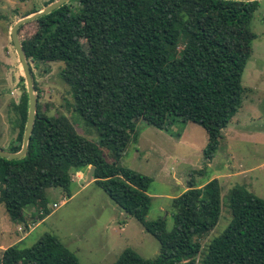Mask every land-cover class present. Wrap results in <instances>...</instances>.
Here are the masks:
<instances>
[{"label": "trees", "instance_id": "1", "mask_svg": "<svg viewBox=\"0 0 264 264\" xmlns=\"http://www.w3.org/2000/svg\"><path fill=\"white\" fill-rule=\"evenodd\" d=\"M257 6L258 1L230 0H68L31 22L35 28L20 45L34 92L30 63H61L59 78L68 88L72 109L98 141L77 134L65 117L41 112L36 94L24 156L0 158V204L10 221L24 225L28 208L36 209V219L42 220L48 212L44 191L67 194L73 174L93 167L95 186L158 243L152 259L124 249L112 264H194L197 239L219 216L217 180L196 186L189 178L184 191L170 199L172 227L165 231L163 219H144L151 179L118 160L135 138L139 120L164 131L175 123L196 124L206 136L202 158L206 163L212 159L221 130L240 108V79L255 39L249 24ZM26 111L23 89L15 122L17 145L8 152L20 149ZM226 206L227 227L207 244L200 263L264 264V201L233 187ZM0 264L78 262L57 239L43 234L28 248L0 250Z\"/></svg>", "mask_w": 264, "mask_h": 264}, {"label": "rangeland", "instance_id": "2", "mask_svg": "<svg viewBox=\"0 0 264 264\" xmlns=\"http://www.w3.org/2000/svg\"><path fill=\"white\" fill-rule=\"evenodd\" d=\"M48 1L0 0L2 150L7 151L9 146L17 145L14 141L15 122L21 94L25 90L22 69L9 40V30L17 19L42 9ZM34 28L31 22L22 25L18 32L19 40L31 35ZM249 28L255 39L251 42L250 55L240 79L243 88L240 108L221 130L212 159L206 163L202 158L206 136L196 124L175 123L164 131L139 120L135 125V138L130 140L118 160L120 166L151 179L147 190L150 203L144 219L147 222L163 219L165 231L172 227L170 199L185 189L189 178L192 177L196 186L211 179L217 180L220 188L219 216L215 226L197 239L200 250L194 264H201L207 244L227 227L230 214L226 195L231 188L243 187L264 201V0H258ZM82 46L88 52L83 43ZM30 68L40 111L48 116L65 117L77 134L97 143L95 131L72 109L68 88L59 78L62 64L50 62L35 66L30 63ZM101 151L106 161L111 162L107 151ZM190 172L194 173L191 175ZM44 194L47 215L37 220L36 209H25V226L17 222V231H12L14 223L0 204V250L12 245L28 248L40 236L49 234L74 255L78 264H112L124 249H131L144 260L152 259L158 253L157 241L134 219L121 212L92 181L71 182L67 194L60 189H46ZM52 204L57 207L53 208ZM28 227H33L29 235L21 243L13 244L12 233L22 235Z\"/></svg>", "mask_w": 264, "mask_h": 264}, {"label": "water", "instance_id": "3", "mask_svg": "<svg viewBox=\"0 0 264 264\" xmlns=\"http://www.w3.org/2000/svg\"><path fill=\"white\" fill-rule=\"evenodd\" d=\"M68 0H54L48 5L44 6L42 9L33 12L29 15H26L20 19H17L9 30V40L13 47V50L16 54V57L18 59L19 65L22 69V75L25 85V92L27 95V111H26V120L24 125V130L21 138V145L20 149L17 152H8L6 150L0 149V158H3L5 160H15L19 159L24 156L27 148V143L29 140V136L32 130V124L34 120V115L36 111V98L33 90V81L30 74V69L28 62L25 59L24 53L22 51L20 40L18 38V29L22 25L33 22L37 18L44 16L53 10L59 8L63 4H65ZM230 1H238V2H252V1H258V0H230ZM94 168L88 167V170L85 174V182H89L91 179V176L93 174Z\"/></svg>", "mask_w": 264, "mask_h": 264}, {"label": "crops", "instance_id": "4", "mask_svg": "<svg viewBox=\"0 0 264 264\" xmlns=\"http://www.w3.org/2000/svg\"><path fill=\"white\" fill-rule=\"evenodd\" d=\"M87 170H88V168L86 169V170H84V171H79V172H75L74 174H73V176H72V178H71V182H73V181H75L76 183L77 182H80V181H85V174H86V172H87ZM229 175H233V174H229ZM229 175L227 176V177H229ZM226 177V178H227ZM82 178V179H81ZM216 178V177H215ZM90 182H91V180H90ZM178 182H176V184H177ZM183 191H184V189H183ZM182 191V192H183ZM14 226H13V229H12V231L14 230V231H17L18 230V227H17V225L16 224H13ZM35 225H37V223L35 224ZM34 225V226H35ZM33 226V227H34ZM33 227H28V230L24 233V234H22V235H17L16 234V232H13L12 234L14 235V243L13 244H19V243H21L28 235H29V233L31 232V230H32V228ZM10 241H12V237H11V239H10ZM8 247V246H7ZM4 248H2L1 250H3Z\"/></svg>", "mask_w": 264, "mask_h": 264}, {"label": "built area", "instance_id": "5", "mask_svg": "<svg viewBox=\"0 0 264 264\" xmlns=\"http://www.w3.org/2000/svg\"><path fill=\"white\" fill-rule=\"evenodd\" d=\"M52 207H53V208H56L57 206H56V204H52Z\"/></svg>", "mask_w": 264, "mask_h": 264}]
</instances>
